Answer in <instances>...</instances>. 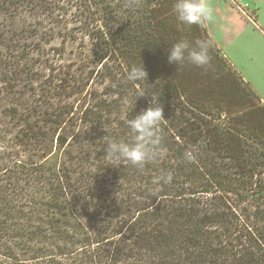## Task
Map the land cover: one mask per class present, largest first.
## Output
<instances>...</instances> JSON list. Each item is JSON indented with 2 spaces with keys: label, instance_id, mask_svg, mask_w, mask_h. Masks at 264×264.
Wrapping results in <instances>:
<instances>
[{
  "label": "trees",
  "instance_id": "16d2710c",
  "mask_svg": "<svg viewBox=\"0 0 264 264\" xmlns=\"http://www.w3.org/2000/svg\"><path fill=\"white\" fill-rule=\"evenodd\" d=\"M20 1L36 2L6 0ZM137 1L108 4L117 12L92 32L97 22L82 9L78 24L102 66L56 62L57 90L32 108H7L19 131L0 153V264H264V102L236 68L260 102L247 101L239 80L189 85L156 29L175 16V0ZM2 33L1 77H20L33 93L34 64L15 48H33L32 35L15 30L4 43ZM142 65L147 77L129 81ZM98 79L109 81L100 94ZM152 96L165 120L150 157L109 160L105 142H133L128 121Z\"/></svg>",
  "mask_w": 264,
  "mask_h": 264
},
{
  "label": "rangeland",
  "instance_id": "374dc122",
  "mask_svg": "<svg viewBox=\"0 0 264 264\" xmlns=\"http://www.w3.org/2000/svg\"><path fill=\"white\" fill-rule=\"evenodd\" d=\"M91 1L93 2L92 5L90 3L84 4L81 0H36L33 5H26V3H22V1L17 4H10L6 2V0H0V30L3 32L2 38L4 43H11L13 41V39L11 41L9 37H14L13 34L15 30L17 31V33H15L16 35L24 34V37L29 36V34L32 35L30 40H34L35 44L33 48L25 47V44L15 48L23 52V57L25 58L24 62H33L36 71L34 72L35 90L33 93L30 91L29 87L26 88L24 86V80L20 77L13 76L12 79H3L4 75H2V77L0 75L2 78V80L0 78V120L2 122L0 123V153L6 150L3 140H18L15 137V134L19 131L17 124L14 123V119L5 117L7 108L11 110V107H17L22 111L27 106L31 107L33 104L32 98L35 100V96L38 98V96H42L43 92L50 93L51 90L55 88L56 90L58 89L57 83H59V80L54 78L53 71L49 69L52 64H60V62L64 63L66 61V63L75 62V64L73 63L75 65L74 68H77L78 65L95 66L98 64V66H102V64L96 62L97 56L94 54L93 46L96 40L89 34H84L85 31L81 29V24H78L79 21H77L79 17L78 14L84 9L83 11L86 12V16H90V21H93L95 24L96 20L97 23L95 27L90 25V30L92 32L96 26H98L97 24L105 21L110 22L112 16L117 12L116 8L113 9L112 6H108V4H111V2H115L116 4L119 3L121 6H124V4L123 0ZM133 1L135 3L138 2L137 0H127V2H125L124 0V3L131 5ZM78 5H81V8H79ZM96 5L99 6L98 12H95ZM90 11L95 12V14L90 13ZM131 11L135 12L136 10L132 8ZM134 16H137V13ZM174 24L181 38L178 37L179 33L176 35L172 30ZM194 26L195 25L189 26L181 24L176 19V16L172 17L170 20L164 19L156 25V29L160 33L161 41L167 51V55L168 48L180 40H186L190 44H194L195 41H203L207 42L209 45L210 62L208 65L197 67L188 62L180 66L171 64L173 69L177 71V75L191 86H194L193 80L196 81L200 76L206 77L207 81L203 87L207 85L212 86L211 79L214 83L216 80L222 82L223 78H227V80H239L243 83L242 85L240 84V88L246 86L245 88L249 91V87L240 79L238 72L234 70L235 68L229 60L222 55L218 46L212 43L206 29L202 25H199L200 31L198 32L193 30ZM27 29L30 30L27 33L22 31ZM10 59L13 61L14 58ZM104 60H106V58ZM12 61L9 60L8 63ZM80 62H82V64H80ZM108 63L110 66H114L117 73H120V70L113 64V61L109 60L107 61V65ZM105 67L106 65L102 68ZM5 69H7V66H5ZM10 70L11 68L9 71ZM21 77L26 79L25 76ZM56 80H58V82ZM108 83L109 81L103 83L100 79L95 80L94 88L97 93L100 94L104 89H107L108 85L106 84ZM203 89L204 88H202V90ZM19 91H22V94H20ZM249 92L246 94V96L248 95L247 101L251 103L254 101L260 102L255 96H253V98L249 96V94H253L252 90ZM34 105L35 108H40L36 106L35 102ZM49 139H51V137ZM51 140H53V138Z\"/></svg>",
  "mask_w": 264,
  "mask_h": 264
},
{
  "label": "clouds",
  "instance_id": "9594fccd",
  "mask_svg": "<svg viewBox=\"0 0 264 264\" xmlns=\"http://www.w3.org/2000/svg\"><path fill=\"white\" fill-rule=\"evenodd\" d=\"M173 12L178 22L183 25H204L213 19V9L209 0H175ZM207 42L195 41L190 44L186 40L175 42L168 48V62L176 66L188 62L197 67L209 64L210 55ZM147 77L144 66L134 67L128 74L129 81L141 80ZM145 95L141 92L139 96ZM138 96V97H139ZM165 120L163 108L159 106L157 97L152 96L150 105L139 112L128 126L135 134L134 141L109 140L105 142V156L109 160L123 159L133 165L141 166L150 157L149 145L157 142L160 123Z\"/></svg>",
  "mask_w": 264,
  "mask_h": 264
},
{
  "label": "crops",
  "instance_id": "0c3cea01",
  "mask_svg": "<svg viewBox=\"0 0 264 264\" xmlns=\"http://www.w3.org/2000/svg\"><path fill=\"white\" fill-rule=\"evenodd\" d=\"M210 38L264 102V0H209ZM248 4L247 7H244Z\"/></svg>",
  "mask_w": 264,
  "mask_h": 264
},
{
  "label": "built area",
  "instance_id": "2783aa9c",
  "mask_svg": "<svg viewBox=\"0 0 264 264\" xmlns=\"http://www.w3.org/2000/svg\"><path fill=\"white\" fill-rule=\"evenodd\" d=\"M247 6H248V4H245V5H244V7H247Z\"/></svg>",
  "mask_w": 264,
  "mask_h": 264
}]
</instances>
